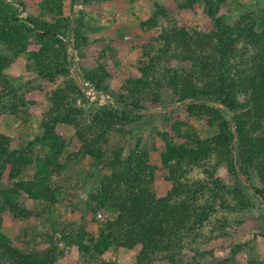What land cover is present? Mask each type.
Masks as SVG:
<instances>
[{
    "label": "trees",
    "instance_id": "obj_1",
    "mask_svg": "<svg viewBox=\"0 0 264 264\" xmlns=\"http://www.w3.org/2000/svg\"><path fill=\"white\" fill-rule=\"evenodd\" d=\"M105 1L34 0L29 7L27 0H0V79L25 53L24 71L46 84L24 90L7 78L0 81V114L27 120L35 109L42 113L41 133L25 147L13 148L9 134L0 131V264H56L64 249L60 242L95 264H117L107 257L111 248L137 249L134 264H204L191 244L213 214L252 207L249 196L264 209V28H257L258 10L240 13L231 24L220 15L226 0L154 2L153 13L138 23L131 70L113 91L108 80L126 57L122 49L105 42L91 66L83 67L95 32L85 10ZM116 1L123 10L127 1ZM13 2L27 10L24 20ZM75 3L82 8L73 13ZM197 8L206 20L200 26L184 21ZM153 27L160 32L147 36ZM72 31L77 63L68 55ZM73 64L80 78L113 103L90 115L77 105L78 98L87 99L72 75ZM172 103L183 105L184 114L156 134L168 182L159 193L150 163L154 143L147 150L138 141L112 149L110 142L142 116L139 111ZM59 126L73 129L78 144L71 154L65 155L68 143ZM75 159H88L100 171L89 202L93 211L112 216L93 220L92 229L84 219L78 225L52 220L33 245H18L3 231L4 214L27 219L33 215L29 203L59 202L58 178ZM30 166L31 177L24 178ZM259 229L264 241V224ZM241 249L236 244L231 254Z\"/></svg>",
    "mask_w": 264,
    "mask_h": 264
},
{
    "label": "rangeland",
    "instance_id": "obj_2",
    "mask_svg": "<svg viewBox=\"0 0 264 264\" xmlns=\"http://www.w3.org/2000/svg\"><path fill=\"white\" fill-rule=\"evenodd\" d=\"M126 1L127 3L123 10L117 9L116 0L105 1L98 5L94 3V6L85 10L87 23L94 28L95 32L92 37L94 39L87 48V57L83 62L85 64L83 67L88 68V66H91L94 59L97 58L98 50L105 42L122 49L126 54V57L119 62L118 73L108 80L113 91L120 86L122 79L127 77L131 70L129 64L140 41L138 38L140 32H136L139 21L153 13L154 2L163 3L171 2L172 0ZM12 4L17 10V16L24 20L27 10L15 2ZM27 4L29 7H35L34 0H27ZM66 4L68 5V2ZM80 8H82V4L75 3L72 8L73 13ZM251 10H258L261 14V19L257 22V28H264V0H226L220 8V15L226 22L232 24L237 20L240 13ZM205 20L206 17L201 8L195 9L193 13H186L184 17V21L196 26H200ZM159 32V27H153L146 34L147 36H156ZM71 36L70 34L66 39L67 42L69 41L68 55L77 63L79 58L77 51L70 43ZM96 38L99 39L98 42H95ZM3 52L4 47L0 46V53ZM25 62L26 54L20 53L14 63L5 69V78L9 79L17 88L22 87L24 90L32 84H37L44 88L46 86L44 82L24 71ZM77 71L76 64H73L72 75L76 78L77 83L79 82L83 85L84 82H87L90 84L80 78ZM5 78L0 79L1 83L4 82ZM1 83L0 89L2 87ZM85 96L87 99L85 103H81V99L78 98L76 104H83L88 115L93 114L101 104H104L98 98L91 99L86 94ZM35 97L38 98L39 96L35 95ZM109 97L112 98L110 95ZM182 107L183 105L180 103H172L164 107L159 106L141 110L139 114L142 116L129 125L124 133L116 134L110 142V149H112L118 146L129 148L138 141L140 147L147 150L154 143L157 150L151 155L150 163L156 174L155 189L159 193L164 192L168 188V182L166 181L167 171L158 159V153L162 145L156 140V134L158 131L170 129L174 120L184 114L181 110ZM41 118L42 113L39 109H35V112L31 113L27 120H20L15 116L2 113L0 114V131L9 134L13 148L25 147L34 136L41 133ZM58 132L63 135L68 143L65 155L74 152L78 142L74 136L73 129L70 126H59ZM32 170V166L28 167L24 173V178H30ZM101 176L100 171L88 159L70 161L65 171L58 178L61 184L62 199L52 206L45 203H29L28 207L33 212V215L27 219H15L5 213L3 231L12 237L18 245H22L24 242L33 245L39 239L40 232L52 220L78 225L84 219L88 227L92 229L95 225H93V220L99 221L104 217L112 216V213L108 211H93L89 202L88 193L97 190ZM243 183L246 184V180ZM249 199L252 207L249 206L233 211L220 210L213 214L198 232L199 238L197 242L199 244L195 242L191 246L193 249H198L204 264H216L217 261L224 258H227L224 264H251L256 260L264 259V241L258 236V230L264 224V209L260 208L262 205L258 198L249 196ZM228 201L232 200L228 197ZM59 244L64 249L57 258L56 264H95L94 262H84L72 249L65 248L62 242ZM236 244H241L242 249L235 254H231V250L235 248ZM136 253L137 249L111 248L107 253V257L117 264H134Z\"/></svg>",
    "mask_w": 264,
    "mask_h": 264
},
{
    "label": "built area",
    "instance_id": "obj_3",
    "mask_svg": "<svg viewBox=\"0 0 264 264\" xmlns=\"http://www.w3.org/2000/svg\"><path fill=\"white\" fill-rule=\"evenodd\" d=\"M83 87H84V93L87 96H90L91 99L98 98L100 101H102V103H113V99L110 98L108 94L95 90L87 82L83 83Z\"/></svg>",
    "mask_w": 264,
    "mask_h": 264
},
{
    "label": "water",
    "instance_id": "obj_4",
    "mask_svg": "<svg viewBox=\"0 0 264 264\" xmlns=\"http://www.w3.org/2000/svg\"><path fill=\"white\" fill-rule=\"evenodd\" d=\"M71 44H72V46H73V41H74V33H73V31H72V33H71ZM78 85L81 87V89L83 90V92H84V87H83V85L81 84V83H79L78 82ZM217 105H219V106H221L222 108H224V106L222 105V104H219V103H217ZM236 141V138L234 137V139H233V142H235ZM240 179H241V181H243L244 182V176L242 175V174H240ZM246 184H248V182L246 181Z\"/></svg>",
    "mask_w": 264,
    "mask_h": 264
}]
</instances>
